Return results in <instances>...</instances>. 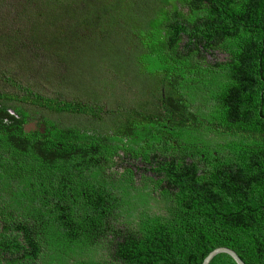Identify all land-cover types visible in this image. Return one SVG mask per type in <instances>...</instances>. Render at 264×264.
Listing matches in <instances>:
<instances>
[{
	"label": "trees",
	"instance_id": "obj_1",
	"mask_svg": "<svg viewBox=\"0 0 264 264\" xmlns=\"http://www.w3.org/2000/svg\"><path fill=\"white\" fill-rule=\"evenodd\" d=\"M217 247L264 264V0H0V264Z\"/></svg>",
	"mask_w": 264,
	"mask_h": 264
},
{
	"label": "water",
	"instance_id": "obj_2",
	"mask_svg": "<svg viewBox=\"0 0 264 264\" xmlns=\"http://www.w3.org/2000/svg\"><path fill=\"white\" fill-rule=\"evenodd\" d=\"M27 128H29V124L27 125ZM41 130L43 131V129ZM218 253H227L235 260L237 264H245L238 254L233 249L228 247H217L213 249L205 256L201 264H209L210 260Z\"/></svg>",
	"mask_w": 264,
	"mask_h": 264
},
{
	"label": "rangeland",
	"instance_id": "obj_3",
	"mask_svg": "<svg viewBox=\"0 0 264 264\" xmlns=\"http://www.w3.org/2000/svg\"><path fill=\"white\" fill-rule=\"evenodd\" d=\"M49 19H51V16L49 15ZM58 22H60V20H57ZM55 27H56V29H55V31H56V33H57V35H60L62 32H63V30H61V28L59 27V23L58 24H56L55 25ZM124 28V24H121V25H118L117 27H116V29H115V32L117 33V35L119 36L120 35V33H118V32H120L122 29ZM65 32V31H64ZM105 44H106V42H104L103 44H102V49L104 50V48H106L107 49V52H108V54L107 55H105V56H109V57H114V56H116V51H115V49H117V48H115L114 46H111V49L109 50V46L112 44H107L106 46H105ZM113 45V44H112ZM84 49V48H83ZM82 49V50H83ZM105 51V50H104ZM121 72V71H120ZM125 75H123L122 77H124ZM22 78H25V76L24 77H22ZM35 79H38V78H35ZM34 79V80H35Z\"/></svg>",
	"mask_w": 264,
	"mask_h": 264
},
{
	"label": "clouds",
	"instance_id": "obj_4",
	"mask_svg": "<svg viewBox=\"0 0 264 264\" xmlns=\"http://www.w3.org/2000/svg\"><path fill=\"white\" fill-rule=\"evenodd\" d=\"M31 124H32L33 126H35V122H34V123L32 122Z\"/></svg>",
	"mask_w": 264,
	"mask_h": 264
}]
</instances>
